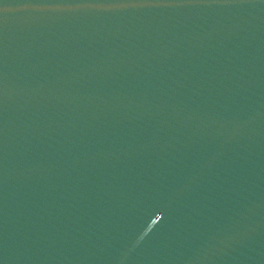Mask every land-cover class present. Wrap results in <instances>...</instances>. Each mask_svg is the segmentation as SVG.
Listing matches in <instances>:
<instances>
[{
	"label": "water",
	"instance_id": "obj_1",
	"mask_svg": "<svg viewBox=\"0 0 264 264\" xmlns=\"http://www.w3.org/2000/svg\"><path fill=\"white\" fill-rule=\"evenodd\" d=\"M0 264H264V0H0Z\"/></svg>",
	"mask_w": 264,
	"mask_h": 264
}]
</instances>
